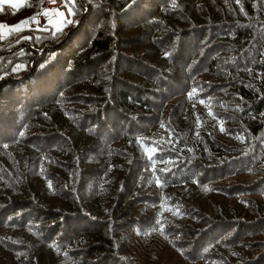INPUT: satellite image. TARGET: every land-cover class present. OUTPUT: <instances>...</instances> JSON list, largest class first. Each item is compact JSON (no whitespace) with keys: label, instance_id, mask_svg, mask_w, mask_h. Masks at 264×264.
<instances>
[{"label":"trees","instance_id":"1","mask_svg":"<svg viewBox=\"0 0 264 264\" xmlns=\"http://www.w3.org/2000/svg\"><path fill=\"white\" fill-rule=\"evenodd\" d=\"M42 2L0 7V264H264V0Z\"/></svg>","mask_w":264,"mask_h":264},{"label":"rangeland","instance_id":"2","mask_svg":"<svg viewBox=\"0 0 264 264\" xmlns=\"http://www.w3.org/2000/svg\"><path fill=\"white\" fill-rule=\"evenodd\" d=\"M27 1L28 0H0V7H11V8L16 9V8L24 5ZM67 2H68V0H66V4H67ZM75 7H76V0H72V7L71 8L65 6L66 12L51 13L50 11H44L42 13V17L43 16H49L50 14H53L54 18L49 22V27L53 30V32H61L64 30L66 25L72 21V15L74 13ZM31 17H34V15H30L26 20H28ZM3 32H5V30L1 29V34ZM128 36H129L128 38H125V39H127V41H133L136 39L141 41L143 38H145L144 36H141V38H140V33H137L136 31L130 32ZM137 43H139V42H137ZM138 47H141V46H138ZM143 48L146 49L145 47H143ZM124 67L127 68L125 66V64H123L122 62L118 63V65L116 66V68H118V70L120 68L123 69ZM133 72H134V74L136 73L135 69L133 70ZM135 75H137V74H135ZM201 77H202V79H199V82H201L202 93L209 94V92H211L210 85L213 82V80H210V78L207 77L206 75H202ZM196 79L197 78H195L194 80L196 81ZM214 97H215V99H217V101L223 102V97H221L219 94L215 95Z\"/></svg>","mask_w":264,"mask_h":264},{"label":"built area","instance_id":"3","mask_svg":"<svg viewBox=\"0 0 264 264\" xmlns=\"http://www.w3.org/2000/svg\"><path fill=\"white\" fill-rule=\"evenodd\" d=\"M65 6H66V0H55L54 3L52 2V0H43L42 4L40 6L39 14L34 16L35 19H32L33 17L29 18L27 20V21H29V23L24 24V25H26L28 27H34L38 24V22H40V20L43 19L42 13L44 11H50L51 13L66 12Z\"/></svg>","mask_w":264,"mask_h":264},{"label":"snow or ice","instance_id":"4","mask_svg":"<svg viewBox=\"0 0 264 264\" xmlns=\"http://www.w3.org/2000/svg\"><path fill=\"white\" fill-rule=\"evenodd\" d=\"M52 2L54 3L55 0H52ZM66 6L69 7V8H71V7H72V0H68ZM32 19H35V17H33ZM22 23H23V24H27V23H29V21L26 20V21H23ZM14 27H17V28H18L19 25L14 26ZM25 39H27V37H25ZM17 70H19V66L17 67ZM195 91H196L195 89L192 90L193 93H194ZM189 97H190V98L192 97V93H189ZM162 127H163V125H162ZM221 131H224V129L221 128ZM21 135H23V134L21 133ZM150 159H151V157H150Z\"/></svg>","mask_w":264,"mask_h":264},{"label":"crops","instance_id":"5","mask_svg":"<svg viewBox=\"0 0 264 264\" xmlns=\"http://www.w3.org/2000/svg\"><path fill=\"white\" fill-rule=\"evenodd\" d=\"M54 18L53 14H50L49 16H43V19L40 20L41 24H47L49 25V22ZM49 19V20H48Z\"/></svg>","mask_w":264,"mask_h":264},{"label":"water","instance_id":"6","mask_svg":"<svg viewBox=\"0 0 264 264\" xmlns=\"http://www.w3.org/2000/svg\"><path fill=\"white\" fill-rule=\"evenodd\" d=\"M86 8V7H85ZM87 9V8H86Z\"/></svg>","mask_w":264,"mask_h":264}]
</instances>
